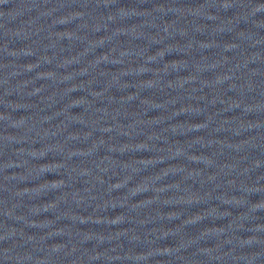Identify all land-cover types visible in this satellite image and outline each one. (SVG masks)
<instances>
[{
  "label": "water",
  "instance_id": "water-1",
  "mask_svg": "<svg viewBox=\"0 0 264 264\" xmlns=\"http://www.w3.org/2000/svg\"><path fill=\"white\" fill-rule=\"evenodd\" d=\"M0 264H264V76L0 147Z\"/></svg>",
  "mask_w": 264,
  "mask_h": 264
}]
</instances>
